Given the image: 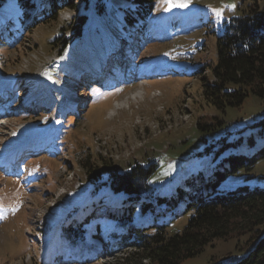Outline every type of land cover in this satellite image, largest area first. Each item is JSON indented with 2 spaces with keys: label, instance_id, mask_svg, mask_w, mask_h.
<instances>
[{
  "label": "rangeland",
  "instance_id": "374dc122",
  "mask_svg": "<svg viewBox=\"0 0 264 264\" xmlns=\"http://www.w3.org/2000/svg\"><path fill=\"white\" fill-rule=\"evenodd\" d=\"M130 1L80 0L74 9H60L54 21L39 22L24 32L17 45L10 47L0 40V89L8 90L0 97V115L6 117L0 122V264H150L139 261L138 250L113 244L114 234L102 226L105 208L91 201L98 196L84 201L91 187L83 166L104 169L105 164L126 172L136 164L156 163L149 183L156 181L172 193L183 172L212 175L223 155L214 159V152L204 154L210 143L264 117V98L250 95L240 107L218 112L202 96L204 81H212L209 68L215 62L222 22L249 16L264 6V0H191L189 7L168 12L153 0L146 23L137 16L133 25V21L127 25L123 14ZM230 4L235 7H227ZM216 8H223L222 19L213 13ZM21 15L22 10L7 1L2 20L18 21ZM76 16L82 18L77 21ZM71 31L81 36L60 52L63 63L57 65L59 38H68ZM55 38L56 44L50 45ZM201 42L205 47L197 48ZM116 48L125 51L126 61L116 64L105 81L99 80L103 85L91 81L89 72H97L100 56ZM198 68L202 69L195 74ZM75 81H80L79 104L73 106L70 88ZM15 101L41 108H35L38 113H24L16 104L9 107ZM61 106L70 111L64 124L54 118L56 111L59 118L63 114ZM45 108H53L54 117L41 114ZM217 123L221 127L211 134L197 129V124ZM36 140L44 150L19 158L25 148L38 145ZM9 171L15 176H8ZM251 174L264 178V160ZM84 216L91 218L84 224L86 231L72 227L77 229L74 236L66 238L67 218L74 226ZM184 221L178 222L179 229ZM97 224L99 231L94 230ZM90 231L93 239L80 237ZM123 231L118 226L114 232ZM250 237L238 232L215 240L181 264L239 260L253 244ZM65 241L76 244L78 249L72 250L88 252L83 257L74 251L66 252L68 256L64 251L56 253L55 246ZM97 247L102 253L95 258Z\"/></svg>",
  "mask_w": 264,
  "mask_h": 264
},
{
  "label": "trees",
  "instance_id": "16d2710c",
  "mask_svg": "<svg viewBox=\"0 0 264 264\" xmlns=\"http://www.w3.org/2000/svg\"><path fill=\"white\" fill-rule=\"evenodd\" d=\"M7 1L0 0V40L13 47L24 32L39 22L54 21L60 9H74L80 0H37V5L29 0H12L22 15L18 21H3ZM130 3L123 14L124 23L130 24L137 16L146 23L153 12V0H131ZM260 9L257 7L249 16L229 17L221 24L215 43V62L209 68L212 81H204L202 85L205 102L218 112L240 107L250 95L264 98V6ZM81 18L76 16L75 20ZM80 36L79 31H71L68 38H59V61L64 58L61 53ZM57 39L50 45L54 46ZM201 47H205L204 42L197 48ZM109 61L114 62L113 56ZM99 66L98 63L95 69ZM200 69L194 73L199 74ZM44 112L47 111L41 114ZM49 115L51 118L52 114ZM68 116L67 112L61 115V124ZM220 125L197 124V129L211 134ZM210 152H214V159L223 155L212 175L206 178L200 173L183 172L172 193L161 189L156 181L149 183L156 163L136 164L126 172H119L112 165L103 164L104 169L84 165L91 187V194L84 201L93 194L98 196L91 201L106 210V223L102 224L105 231L114 234L111 236L116 244L138 250L139 261L181 264L199 255L215 240L248 232L253 244L246 255L221 264H264V178L251 174L254 166L264 160V117L250 121L236 133L227 131L226 136L210 143L204 154ZM84 217L74 226L69 223L71 217L67 218L64 233L74 236L77 229L72 227H83L86 231L88 227L84 224L91 218ZM184 219L179 229L177 224ZM118 226L124 230L120 235L114 232ZM94 230H101L100 225ZM81 234L85 239H93L91 231Z\"/></svg>",
  "mask_w": 264,
  "mask_h": 264
},
{
  "label": "snow or ice",
  "instance_id": "6c2138e0",
  "mask_svg": "<svg viewBox=\"0 0 264 264\" xmlns=\"http://www.w3.org/2000/svg\"><path fill=\"white\" fill-rule=\"evenodd\" d=\"M159 4H161L163 7V10L168 12L171 11L173 8H187L189 7V4L191 0H157ZM229 8H234L235 5L230 4L227 5ZM213 13L215 14L216 18L222 19L223 16V8H216L212 9ZM45 75L49 78L52 79L51 74L48 72H45Z\"/></svg>",
  "mask_w": 264,
  "mask_h": 264
}]
</instances>
